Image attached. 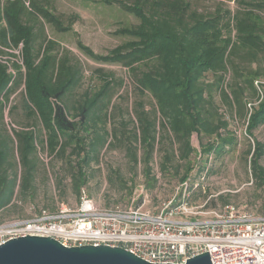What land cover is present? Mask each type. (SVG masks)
I'll return each instance as SVG.
<instances>
[{
  "label": "trees",
  "instance_id": "16d2710c",
  "mask_svg": "<svg viewBox=\"0 0 264 264\" xmlns=\"http://www.w3.org/2000/svg\"><path fill=\"white\" fill-rule=\"evenodd\" d=\"M92 1L118 5L137 20L116 31L128 40L106 56L80 41L78 45L100 63L128 68L135 89L152 98L150 113L137 101L135 130L123 138L128 157L137 166L144 164L151 186L157 182L151 178L152 154L163 151V171L174 168L178 174L185 165L178 194L182 197L187 184L192 204L202 193L201 186L195 191L188 182L198 163L206 170L213 155L221 158L226 146L232 150L237 145L229 128L232 117L246 124L252 143L244 160L251 177L264 185V145L255 137V130L264 125V0H217L213 11H201L193 0ZM228 3L235 9L223 8ZM57 12L53 0H0V214L22 211L24 201L34 199L40 150L59 157L70 150L69 155L80 159L76 166L69 161V166L77 171L73 188L81 197L87 184L83 165L98 161L100 149L111 144L109 132L112 139L122 140L116 127L106 130L115 116L113 86L120 83L108 80L99 92L76 97L80 68L46 33L47 23L59 32L73 30L74 21L64 26ZM21 87L25 95L19 108L27 123L17 113V104L10 105ZM7 106L12 124L21 126L12 128V136L4 131ZM99 125L103 131L97 130ZM196 135L199 151L192 144ZM87 138H92L88 144ZM211 200L206 208L219 209Z\"/></svg>",
  "mask_w": 264,
  "mask_h": 264
},
{
  "label": "rangeland",
  "instance_id": "374dc122",
  "mask_svg": "<svg viewBox=\"0 0 264 264\" xmlns=\"http://www.w3.org/2000/svg\"><path fill=\"white\" fill-rule=\"evenodd\" d=\"M193 1L201 11H213L219 2L217 0ZM53 2L64 26L74 21L73 30L68 33L59 32L48 23L45 28L50 39L60 44L59 51L61 53L68 52L74 63L78 64L80 68L82 79L75 90L76 97L83 95L85 91L99 92L108 80L113 79V81L120 83L118 86L113 84L112 104L114 105L113 114L115 116L112 115L111 123L106 125V130L116 127L119 139H126L135 130L134 108L137 101H142L146 110L150 113L152 109L150 104L153 100L150 96L142 95L135 89L134 76L128 68L122 65L104 64L96 61L86 51L79 48L78 42L83 43L95 54L106 56L128 40L127 37L117 35L116 31L128 26L130 23L137 22V20L125 13L118 5L107 6L92 0H53ZM223 8L233 10L235 5L234 3H228ZM15 53L18 55L20 51ZM23 93L24 89L19 88L11 98L12 103L10 105L17 104V113L21 115L22 122L27 123L30 120L24 117L19 108L25 95ZM217 103L221 105L219 101ZM8 106L6 108L4 131L7 130L9 135L12 136L11 132L14 130L12 128L18 129L21 126L14 121L13 123H16V125L12 124V120L8 115ZM30 123H32V120ZM123 123L126 124L125 129L122 128ZM39 128H41V125L37 127V130ZM229 128L236 135V147L231 150L229 146H226L227 152L221 158L213 155L206 170H202V165L198 163L197 168L190 176L191 181H188L190 187H193L195 191L200 186L202 187V193L193 198L192 206L204 205L207 200L212 198L211 201L215 200L214 205L218 208L230 203L239 207L241 211L243 210L256 217H264V185L259 184L256 179L251 177L249 164L244 160L245 153L249 148V141L252 143V140L248 141L247 139L246 124L244 120H237L232 117L230 118ZM97 130L103 131L104 129L102 125H99ZM160 134L163 135L162 130ZM109 136L108 141H111V144L109 147L103 146L100 149L98 161L94 162L92 160L88 165H83L87 184L82 188L81 195L84 192L95 203L104 208L111 206L129 207L132 205L135 207L143 206L153 212L161 209L163 204L168 203L174 197H180L178 193L182 189L181 179L185 173V165L178 174L174 168L163 171L161 162L165 152H153L151 178H157V182L152 187V181L146 177L144 164L139 163L137 166L128 157L127 140H114L111 138L110 132ZM255 137L264 145V125L255 130ZM91 140L92 138H87V144ZM163 143V147L167 149L166 141H163ZM192 144L196 150H200L197 135L193 137ZM134 145L140 148L139 143L134 142ZM86 150H89L88 147H86ZM140 150L143 154L144 149L140 148ZM39 152V170L32 191L34 199L28 198L25 200L26 203H23L22 211L16 212L8 209L7 212L0 214V222L30 217L28 210L30 204L48 208L51 211H56L59 204L68 205L70 208L79 205L81 197L75 194L72 180L74 172L77 171L69 166V161L73 166H76L80 159L77 156L69 155V153L64 157H59L53 154L50 155L46 151L40 150ZM200 159L201 157L198 155L197 161H200ZM261 160L264 166V157ZM224 201L227 203H224ZM197 219L192 218V220Z\"/></svg>",
  "mask_w": 264,
  "mask_h": 264
},
{
  "label": "built area",
  "instance_id": "2783aa9c",
  "mask_svg": "<svg viewBox=\"0 0 264 264\" xmlns=\"http://www.w3.org/2000/svg\"><path fill=\"white\" fill-rule=\"evenodd\" d=\"M183 187L182 197L155 212L132 205L104 208L84 192L75 208L30 205V217L0 224V245L40 234L65 247H120L153 264H185L204 252L212 264H264V217L233 204L192 206Z\"/></svg>",
  "mask_w": 264,
  "mask_h": 264
},
{
  "label": "water",
  "instance_id": "95a60500",
  "mask_svg": "<svg viewBox=\"0 0 264 264\" xmlns=\"http://www.w3.org/2000/svg\"><path fill=\"white\" fill-rule=\"evenodd\" d=\"M0 264H153L132 252L107 245L65 247L56 239L29 234L0 245ZM162 264V263H156ZM172 264V263H171ZM185 264H212L209 252L200 253Z\"/></svg>",
  "mask_w": 264,
  "mask_h": 264
}]
</instances>
